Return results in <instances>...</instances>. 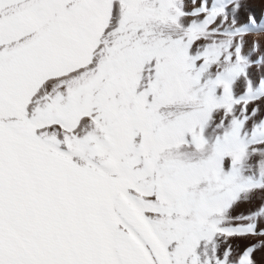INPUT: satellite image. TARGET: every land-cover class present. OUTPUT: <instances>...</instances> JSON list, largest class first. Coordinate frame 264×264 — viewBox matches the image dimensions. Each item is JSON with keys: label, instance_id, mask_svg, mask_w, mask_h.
<instances>
[{"label": "snow or ice", "instance_id": "6c2138e0", "mask_svg": "<svg viewBox=\"0 0 264 264\" xmlns=\"http://www.w3.org/2000/svg\"><path fill=\"white\" fill-rule=\"evenodd\" d=\"M247 8L0 0V264H256L264 239L231 244L264 238Z\"/></svg>", "mask_w": 264, "mask_h": 264}, {"label": "bare ground", "instance_id": "6f19581e", "mask_svg": "<svg viewBox=\"0 0 264 264\" xmlns=\"http://www.w3.org/2000/svg\"><path fill=\"white\" fill-rule=\"evenodd\" d=\"M248 8L246 11H251L254 12L258 17L264 16V0H247ZM261 69L259 66H257L256 69L253 70V77H256L260 75ZM243 89H237V92H241ZM259 206V198L257 197L254 201L252 202H242L240 203L234 210H233V215H239L241 213H248L252 211L253 209L257 208ZM259 239H264V238H254V239H248V240H237L233 239L231 240V244L233 246V251H234V258L239 256L245 247L249 244H254L257 242ZM254 259L256 261V264H264V249H261L257 251L254 255Z\"/></svg>", "mask_w": 264, "mask_h": 264}]
</instances>
